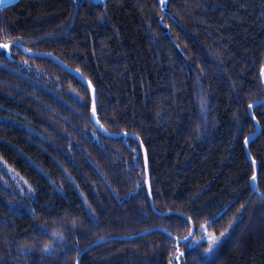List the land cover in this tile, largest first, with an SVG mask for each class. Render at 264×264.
Masks as SVG:
<instances>
[{"label":"trees","instance_id":"trees-1","mask_svg":"<svg viewBox=\"0 0 264 264\" xmlns=\"http://www.w3.org/2000/svg\"><path fill=\"white\" fill-rule=\"evenodd\" d=\"M0 43V264H77L149 230L80 264H264V0H20ZM20 46L91 82L167 214L138 141L102 135L86 85ZM202 224L224 235L211 252Z\"/></svg>","mask_w":264,"mask_h":264},{"label":"water","instance_id":"water-1","mask_svg":"<svg viewBox=\"0 0 264 264\" xmlns=\"http://www.w3.org/2000/svg\"><path fill=\"white\" fill-rule=\"evenodd\" d=\"M18 1H20V0H3V2L0 3V10H2L4 8L8 7V6H11V5L17 3ZM8 45H9V47L7 49L0 48V50H4L6 52L7 57L9 59H11V45L10 44H8ZM20 49L27 56H30V57H42V58L50 59L51 61L56 63L58 66H60L64 71L74 75L79 81H81L84 85H86V87L89 90L90 97H91V100H92L91 114H90L91 120H92L93 124L95 125V127L98 129V131L102 135H104V136H106L108 138H123L125 143H127V139L129 137H132V138H134V139H136L138 141V143H139V145H140V147L142 149V152H143V155H144V159H145V166H146V180H145V183L147 184V190H148V194H149V198H150V203H151L152 209L156 213H158L160 215L167 214V213L159 212L155 208V205H154V202H153V199H152V196H151V189H150V182H149L148 158H147V153H146V150H145V148L143 146V143L141 142V140L137 136H135L133 134L125 133V132L113 133V132L108 131L105 127H103V125L99 121L98 114H97V94H96V90L93 87V85L91 84V82L80 71L71 68L65 62H63L62 60L57 58L52 53L28 50L24 46H20ZM93 106L95 107V110H96L95 116L92 113ZM152 231L153 230L143 231V232H140V233H138L136 235L129 236V237H106V238L99 239V240L93 242L92 244H90L89 246H87L85 249H83L80 252V255H79L78 260H77V264H80L81 258H82L84 253H86L87 251H89L90 249H92V248H94L96 246L104 244V243H106V242H108L110 240H131V239H135L137 237L144 236V235H146V234H148V233H150ZM193 234H194V225L192 224L191 235L188 236L189 239L187 241H184V240H180V239L176 238L177 243L178 244H180V243L185 244V243L189 242L192 239Z\"/></svg>","mask_w":264,"mask_h":264},{"label":"snow or ice","instance_id":"snow-or-ice-1","mask_svg":"<svg viewBox=\"0 0 264 264\" xmlns=\"http://www.w3.org/2000/svg\"><path fill=\"white\" fill-rule=\"evenodd\" d=\"M2 2H3V0H0V3H2ZM8 47H9L8 43H0V48L7 49ZM261 76L264 77V66L261 67ZM261 103H264V101H261ZM248 107H249V109H251L252 108V104H249ZM92 113L95 116L96 110H95V107L94 106L92 108ZM253 119H255V114L254 113H253ZM253 135H255V134H253ZM248 139H249L248 137H245L244 138L245 143L248 142ZM253 164L255 165V160L254 159H253ZM251 179H252L253 182H255L256 179H257V174H256V171L255 170H253V172H252ZM188 219L190 221L191 220V217H188ZM41 228H42V230L47 231V229H44L43 228V225H41ZM201 229H202V231H204L207 234L206 235V239H207V243H208L209 247L205 251L206 252H211L212 249H213V246L220 239V237L216 236L214 233H207V228L205 227L204 224L201 225ZM50 234L53 235V236L60 235L59 233H56V232H52ZM190 235H191V232H190ZM220 235L223 236V233H221ZM178 239L187 241L189 239V237H187V236L186 237H179ZM48 248H49L48 244H45L44 245V249L45 250H48ZM176 251H177V254H179V252H180L179 247H177ZM170 264H171V262H170Z\"/></svg>","mask_w":264,"mask_h":264},{"label":"rangeland","instance_id":"rangeland-1","mask_svg":"<svg viewBox=\"0 0 264 264\" xmlns=\"http://www.w3.org/2000/svg\"><path fill=\"white\" fill-rule=\"evenodd\" d=\"M208 233V232H207ZM206 233H205V235H204V237L202 238V240L203 241H207V239H206ZM218 237H220V239L216 242V244L213 246V248L220 242V240L224 237V235L223 236H221V235H219Z\"/></svg>","mask_w":264,"mask_h":264}]
</instances>
